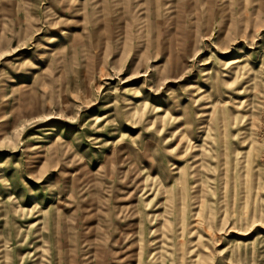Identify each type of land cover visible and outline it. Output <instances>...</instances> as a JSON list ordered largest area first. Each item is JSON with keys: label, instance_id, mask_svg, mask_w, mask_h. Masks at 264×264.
I'll list each match as a JSON object with an SVG mask.
<instances>
[{"label": "rangeland", "instance_id": "obj_1", "mask_svg": "<svg viewBox=\"0 0 264 264\" xmlns=\"http://www.w3.org/2000/svg\"><path fill=\"white\" fill-rule=\"evenodd\" d=\"M0 264H264V0H0Z\"/></svg>", "mask_w": 264, "mask_h": 264}]
</instances>
